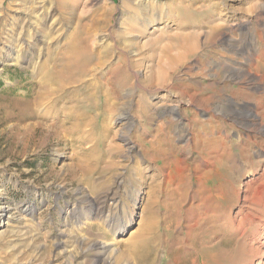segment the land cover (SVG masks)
Masks as SVG:
<instances>
[{
  "label": "rangeland",
  "instance_id": "rangeland-1",
  "mask_svg": "<svg viewBox=\"0 0 264 264\" xmlns=\"http://www.w3.org/2000/svg\"><path fill=\"white\" fill-rule=\"evenodd\" d=\"M19 2L0 0V264H136L138 235L144 264H264V0H46L52 13L35 32ZM164 31L161 46L173 43V57L155 53L160 59L144 65L153 51L141 47ZM79 32L95 33L92 48L105 47L113 63L129 51L131 63L114 77L128 84L116 100L112 147L100 90L68 89L64 101L80 106L59 105L93 119L83 132L29 127L42 113L29 106L37 68L52 65ZM132 33L139 48L121 44ZM186 34L194 45L184 50ZM196 133L204 139L195 145ZM212 134L222 139L214 144ZM117 225L126 228L117 233ZM98 242L111 248L101 259Z\"/></svg>",
  "mask_w": 264,
  "mask_h": 264
},
{
  "label": "bare ground",
  "instance_id": "bare-ground-1",
  "mask_svg": "<svg viewBox=\"0 0 264 264\" xmlns=\"http://www.w3.org/2000/svg\"><path fill=\"white\" fill-rule=\"evenodd\" d=\"M19 1V0H18ZM46 0H20L19 4L22 7V11L21 12H25V10H28L29 13H31V17L35 19V22H30V27H31V32H35V28L33 27L37 24H40L41 22L45 21L46 19H48L52 13V9L49 6H46ZM13 4H7L5 5V3L2 2V6H4L5 9L10 8ZM14 9V8H13ZM3 10V9H2ZM4 11H2L3 13ZM5 13V12H4ZM3 17V16H2ZM1 20V19H0ZM163 30V29H162ZM6 33V32H5ZM30 33V32H29ZM75 33V32H74ZM72 34L71 36L68 37V43L66 45V47L64 48V50H60L59 52V56L58 58L52 63V65H48V61L47 62H43L42 66L40 68H37L38 70V76H40L37 80L38 82V90L36 91L34 97H32V101H30V108H32L34 111H42L41 114L37 113L36 117L38 118L37 121H35L33 124L29 125L30 130H36V129H42L45 134L47 133L48 136L50 135H55L56 137H64L63 133H71L74 131H79L78 133H81L84 131V129L86 127H88L90 125V121H87V119H85V117L81 116L80 114L76 113L75 111L73 112H66L63 111L64 109L61 107L59 108V105H61V103H63L64 105H78L80 106V100L79 99H74V98H69L68 101H64V94L68 91V89H79L81 87L86 88L87 93L91 92L92 95L94 96V93L98 90H100V92L102 93L103 97L105 98L106 101V115L102 121L103 124V129H104V134L106 139H108L107 141H109V139L111 138L112 134L110 131V124L111 121L114 117L115 114H113L114 112L118 111V106H117V101L124 97V93L126 92L124 89L127 86L128 83L124 84H116L114 83V77L117 76L120 72V69H126L125 67L131 63L130 61V57H129V51L128 53L125 52L123 50V53H121L120 57L118 58V62L117 63H113L111 61V53L110 52H106V48L103 46H95L96 49L92 48V45H96L95 41L97 40V36L95 33H91V32H79L76 34ZM129 33V32H128ZM142 34H144V32H141ZM51 34V33H50ZM134 33H132V37L130 36V34H123L122 36H120L121 39V44L127 48V47H131V48H135L137 45V48H139V43L137 42V38L140 37L139 34L133 36ZM154 34V33H153ZM30 35V34H29ZM46 35V34H45ZM114 35V34H113ZM141 35V34H140ZM165 31L162 33V35L157 38L158 40L154 39V40H149L146 41L147 43L144 44L141 48H145V47H149L148 49L153 51L150 54V56H148L146 53H144L145 55L142 57V59L140 61H142V63L145 65L146 61L151 60V62H154V60L158 57L159 55H162L163 57L165 55H167L168 58L173 57V52L175 50V45L173 43L169 44L168 46H166L165 48L161 46V43L163 41L162 37H165ZM31 36V35H30ZM49 36V35H48ZM115 36V35H114ZM143 36V35H142ZM193 35H188L186 34L182 39H183V49L187 50L188 48L191 47V45L193 44L194 38L192 37ZM26 37V36H25ZM50 37V36H49ZM97 37V38H96ZM100 37V36H99ZM193 38L190 42V38ZM27 38V37H26ZM26 38H22V45L24 43H26ZM29 38V37H28ZM32 38V37H31ZM105 38V37H104ZM167 38L169 39V36H166V40ZM10 39V38H9ZM141 39V38H140ZM29 40V39H28ZM137 40V41H136ZM197 40V38H196ZM100 41V40H99ZM29 42V41H28ZM33 42V41H32ZM197 42V41H196ZM102 43V41H101ZM190 43V44H189ZM28 44V43H27ZM104 44V43H103ZM118 44V43H117ZM57 45V43H56ZM108 45V44H107ZM194 45V44H193ZM109 46V45H108ZM117 46V45H116ZM22 47V46H21ZM107 47V46H106ZM63 49V48H62ZM194 49V48H193ZM148 50V52H149ZM52 51V50H51ZM119 51V50H118ZM116 50V52H118ZM15 48H10L9 49V54L7 56V60L8 62H11V65H14L18 62L19 60V56H14L15 53ZM121 52V51H120ZM55 53V52H54ZM106 53V54H105ZM119 53V52H118ZM117 53V54H118ZM142 53V52H141ZM155 53H160L159 55H155ZM175 53V52H174ZM263 53V51H262ZM50 54V53H49ZM56 54V53H55ZM113 54V53H112ZM137 54V53H135ZM115 55V54H113ZM39 56V55H38ZM135 56V55H134ZM264 56V54H263ZM57 57V56H56ZM55 57V58H56ZM117 58V57H116ZM157 58V59H158ZM165 58V57H164ZM176 58V57H175ZM158 59V60H159ZM166 59V58H165ZM46 60V59H45ZM54 60V59H53ZM117 60V59H116ZM133 60V59H132ZM169 60V59H167ZM166 60V61H167ZM38 61V60H37ZM139 61V64L142 65V63ZM171 61V60H170ZM150 62V63H151ZM163 63L165 62L162 61ZM172 62V61H171ZM174 62V61H173ZM5 63V62H4ZM156 63V62H155ZM168 61L166 62V66H167ZM3 62L0 61V65H2ZM35 64V63H34ZM134 64V63H133ZM157 64V63H156ZM171 64V63H170ZM173 64V63H172ZM264 65V64H263ZM262 65V66H263ZM129 66V65H128ZM127 66V67H128ZM156 66V65H155ZM164 65V67H166ZM168 66L169 63H168ZM1 67V66H0ZM37 67V66H36ZM39 67V66H38ZM159 68L163 67L162 64L158 65ZM154 69V67H153ZM163 69V68H161ZM171 69V68H169ZM35 70V69H34ZM129 70V69H128ZM134 70V68H133ZM139 72V71H138ZM137 72V73H138ZM34 73V72H33ZM121 73V72H120ZM122 73L125 75L124 71H122ZM130 73V72H129ZM123 75V77H124ZM129 75V74H128ZM120 77V76H119ZM133 77V76H132ZM138 77V76H137ZM142 77V76H141ZM134 78V77H133ZM118 79V78H117ZM124 79V78H123ZM155 77H152L150 80V84L154 85L155 84ZM120 80V79H119ZM122 80V79H121ZM125 80V79H124ZM122 80V82L124 81ZM127 80V79H126ZM130 80V79H129ZM117 81V80H116ZM128 81V80H127ZM131 81V80H130ZM129 82V81H128ZM146 81H142L141 82V86H143L144 88H146L145 86ZM135 84V83H134ZM163 84V82H162ZM166 84V83H164ZM130 85V84H129ZM37 86V85H36ZM140 86V84H139ZM156 86V85H155ZM168 86V85H167ZM167 86H165L164 88H166ZM142 87V88H143ZM128 88H130L128 86ZM143 88V89H144ZM125 91V92H123ZM145 91V90H144ZM148 91V90H147ZM195 93L197 92L196 90H194ZM141 92V91H140ZM143 92V91H142ZM144 93V92H143ZM195 93L193 94V98L195 96ZM139 94V93H138ZM130 96V94L125 98L128 99ZM144 96V95H143ZM260 96V95H259ZM206 97V96H205ZM257 98V97H256ZM260 98V97H259ZM258 98V99H259ZM257 99V100H258ZM261 99V98H260ZM263 99V98H262ZM120 100V102H121ZM141 100H144L143 97H141ZM147 101V100H146ZM145 101V102H146ZM119 102V103H120ZM131 102V101H130ZM141 102V101H140ZM138 103V105H140L139 107V111L144 110L142 108V103ZM143 102V101H142ZM144 102V103H145ZM122 103V102H121ZM120 103V104H121ZM259 103V102H258ZM62 104V105H63ZM123 104V103H122ZM260 105V104H259ZM72 106V105H71ZM147 106V105H146ZM263 107V106H262ZM141 108V109H140ZM145 108V107H144ZM146 109V108H145ZM260 110V109H259ZM264 110V109H263ZM35 112V113H36ZM144 112V111H143ZM141 113V112H140ZM245 114V113H244ZM244 114L241 116V118L244 117ZM56 115H58L57 117L59 118L57 120ZM85 116V115H84ZM118 116V115H116ZM62 118V119H61ZM214 118V117H213ZM128 112L126 113H121L118 116V121L120 123L123 124V122H127L128 120ZM217 119V118H216ZM262 119L264 120V111L262 113ZM117 121V122H118ZM218 121V120H217ZM48 124V125H47ZM92 124V123H91ZM121 124V125H122ZM192 124V123H191ZM213 124V123H212ZM22 125V124H21ZM172 125V124H171ZM214 125V124H213ZM69 126V127H68ZM161 127H163L161 125ZM174 127V126H172ZM213 127V126H212ZM216 127V126H215ZM13 128V127H12ZM15 128V127H14ZM193 128V127H192ZM206 128V126H205ZM214 128V127H213ZM11 129V128H10ZM18 129V128H17ZM165 129H167V127H165ZM194 129V128H193ZM204 129V128H203ZM202 129V130H203ZM207 129V128H206ZM212 129V128H211ZM12 130V129H11ZM86 130V129H85ZM213 130V129H212ZM262 130V129H261ZM10 131V130H9ZM172 131V130H171ZM170 131V132H171ZM194 131V130H193ZM220 131V130H219ZM18 132V131H17ZM103 132V131H102ZM113 132V131H112ZM164 132V131H163ZM166 132V131H165ZM164 132V133H165ZM196 132V131H194ZM201 132V130H200ZM207 132V131H206ZM213 132V131H212ZM87 133V132H86ZM84 133V134H86ZM169 133V132H168ZM198 133V132H197ZM195 135L193 141L195 143L193 144H198L199 142H201L204 138H199L198 139V135ZM63 134V135H60ZM74 134V133H73ZM159 134V133H158ZM201 134V133H200ZM203 134V133H202ZM207 134V133H206ZM215 134V133H213ZM210 137L211 141L215 144V142L220 139L221 137H217L215 135H213ZM122 135V134H121ZM166 135V133H165ZM204 135V134H203ZM211 135V134H210ZM220 135V133H219ZM222 135V133H221ZM225 135V133H224ZM66 136V135H65ZM73 136V135H72ZM71 136V137H72ZM167 136V135H166ZM165 136V137H166ZM169 136V135H168ZM167 136V137H168ZM206 136V135H205ZM241 136V135H240ZM19 137V136H18ZM17 137V138H18ZM104 137V139H105ZM127 137V136H126ZM162 137V136H161ZM230 137V136H229ZM69 138V137H68ZM128 138V137H127ZM160 138V137H159ZM157 140V142H161L160 140ZM208 138V137H207ZM209 138V139H210ZM61 139V138H60ZM70 139V138H69ZM112 139V138H111ZM126 139V138H125ZM162 139V138H161ZM198 139V140H197ZM206 139V138H205ZM222 139V138H221ZM239 139V136H238ZM243 139V138H242ZM247 139V138H245ZM250 139V137H249ZM253 139V138H252ZM65 140V139H64ZM63 140V141H64ZM74 140V139H73ZM155 140V139H154ZM225 140V139H224ZM240 140V139H239ZM254 140V139H253ZM252 140V141H253ZM257 140V139H256ZM112 141V140H111ZM208 141V140H207ZM151 142V141H150ZM156 142V141H155ZM238 142V141H237ZM243 142V140H242ZM111 143L109 141V145L112 147ZM210 143V142H209ZM212 143V145H213ZM217 143V142H216ZM219 143V142H218ZM249 143V142H248ZM247 143V144H248ZM221 144V143H220ZM127 145H129V143H127ZM156 145V144H155ZM200 145V144H199ZM202 145V144H201ZM200 145V146H201ZM263 145V144H262ZM154 146V143H153ZM216 146V145H215ZM232 146V145H231ZM250 146V145H249ZM264 146V145H263ZM157 147V145L155 146ZM162 147V146H161ZM159 147V148H161ZM191 147V146H190ZM195 147V146H194ZM216 148V147H215ZM251 148V146L249 147V149ZM112 149V148H111ZM156 149V148H155ZM154 149V150H155ZM200 149V147H199ZM198 149V150H199ZM245 149V148H244ZM158 150V148H157ZM160 150V149H159ZM251 150V149H250ZM111 152H113L112 150H110ZM115 151V150H114ZM164 151V150H163ZM161 150L159 151L161 154H158L160 156H164V152ZM117 152H118V148H117ZM115 152V153H117ZM233 152V151H232ZM158 153V152H157ZM156 153V154H157ZM112 154V153H111ZM110 154V156H111ZM220 154V152L218 153ZM217 154V155H218ZM166 155V154H165ZM116 156V155H115ZM222 156V155H220ZM112 157V156H111ZM161 157H149L148 160L150 161H155L156 163H158V161L160 160ZM221 158V157H220ZM232 158V157H231ZM112 159V158H111ZM203 159V158H202ZM164 160V159H163ZM168 160V159H167ZM233 160V159H231ZM236 160V159H235ZM150 161V162H151ZM203 161V160H202ZM200 162V161H199ZM198 162V163H199ZM110 163V162H109ZM207 163V162H206ZM166 164V163H165ZM235 164H237L235 162ZM233 165V164H232ZM169 168V167H168ZM199 168V167H198ZM204 168V167H203ZM202 169V168H201ZM199 169V170H201ZM236 169V168H235ZM197 170V169H196ZM206 171V170H205ZM204 171V172H205ZM202 172V171H201ZM199 174V173H196ZM202 174V173H201ZM200 175V174H199ZM237 178V176H236ZM204 181V180H203ZM238 181V180H237ZM236 181V182H237ZM260 181V180H259ZM200 182V180H199ZM95 187V186H93ZM262 187V186H261ZM260 187V188H261ZM96 188V187H95ZM236 190V189H235ZM263 190V189H262ZM216 191V190H215ZM262 192V191H261ZM260 192V193H261ZM236 195V194H235ZM253 195V194H252ZM259 195V194H258ZM204 196V195H203ZM250 196V195H249ZM248 196V197H249ZM257 196V195H256ZM260 196V195H259ZM176 197V196H175ZM251 198V197H250ZM261 199V198H260ZM203 200V199H202ZM255 200H257V198H255ZM259 200V199H258ZM201 201V200H200ZM260 201V200H259ZM199 203V201H198ZM255 203V202H254ZM261 205H264V201H262ZM202 204V203H201ZM257 204V203H256ZM260 205V204H259ZM202 206V205H201ZM200 206V207H201ZM198 207V206H197ZM252 207V206H250ZM8 208L3 209L2 211V216L6 215L8 212ZM215 212V211H213ZM210 212L208 211V214ZM241 215V214H240ZM7 216V215H6ZM251 216V215H250ZM106 220L110 223H113L112 218H110V216H105ZM252 217V216H251ZM247 218V217H246ZM261 218V217H260ZM207 219V218H206ZM105 220V221H106ZM209 221V220H208ZM207 221V222H208ZM264 224V223H263ZM112 225V224H110ZM197 226V225H196ZM218 226V225H217ZM224 226V225H223ZM220 227V226H219ZM126 228V225H117L116 226V232L120 233L122 232L124 229ZM259 228V227H258ZM214 230V229H213ZM217 232V231H216ZM137 242L138 245H142L143 243V237L141 235L137 236ZM200 244V243H199ZM139 246H137L135 249L133 248V252H131L132 257L136 260V264H144L141 261L138 262V259H140V254H139ZM199 246V245H198ZM92 249V248H91ZM111 249V248H110ZM110 249L108 248V246L106 244H104L103 242L101 243H97L93 246L94 253L97 256V258H103L104 256H107L110 252ZM93 252V251H92ZM251 253V252H250ZM2 255V254H1ZM7 256V255H6ZM3 262L5 264L6 261H10L11 257H2ZM95 262V261H94ZM99 262V261H98ZM2 263V262H1ZM10 263V262H9ZM12 263V262H11ZM97 263V261H96Z\"/></svg>",
  "mask_w": 264,
  "mask_h": 264
}]
</instances>
